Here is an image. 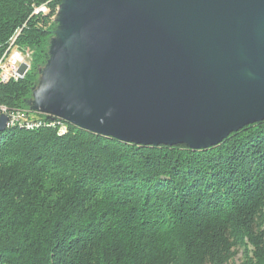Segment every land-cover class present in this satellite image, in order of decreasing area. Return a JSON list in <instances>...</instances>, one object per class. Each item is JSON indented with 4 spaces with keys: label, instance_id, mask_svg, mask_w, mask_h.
<instances>
[{
    "label": "trees",
    "instance_id": "16d2710c",
    "mask_svg": "<svg viewBox=\"0 0 264 264\" xmlns=\"http://www.w3.org/2000/svg\"><path fill=\"white\" fill-rule=\"evenodd\" d=\"M62 3L0 0V52L20 30L33 51L26 77L0 84V104L26 109ZM239 248L241 264H264V120L201 150L55 116L0 135V264H231Z\"/></svg>",
    "mask_w": 264,
    "mask_h": 264
},
{
    "label": "water",
    "instance_id": "95a60500",
    "mask_svg": "<svg viewBox=\"0 0 264 264\" xmlns=\"http://www.w3.org/2000/svg\"><path fill=\"white\" fill-rule=\"evenodd\" d=\"M62 7L45 114L128 143L194 150L264 120V0ZM7 123L0 115V135Z\"/></svg>",
    "mask_w": 264,
    "mask_h": 264
},
{
    "label": "built area",
    "instance_id": "2783aa9c",
    "mask_svg": "<svg viewBox=\"0 0 264 264\" xmlns=\"http://www.w3.org/2000/svg\"><path fill=\"white\" fill-rule=\"evenodd\" d=\"M47 7L36 8L35 13L40 11H46ZM20 31H17L16 34L10 39L7 48L0 52V84L7 83L12 80L18 81L24 79L28 74V71L31 68L32 64V55L30 49L23 47L17 44V38ZM29 49V50H25ZM20 110L23 109H10L4 104H0V115L6 114L12 119V122L15 120H24V122L35 123L39 120H44L47 118H52L51 114L40 115V117L35 118H20ZM60 128V127H59Z\"/></svg>",
    "mask_w": 264,
    "mask_h": 264
},
{
    "label": "rangeland",
    "instance_id": "374dc122",
    "mask_svg": "<svg viewBox=\"0 0 264 264\" xmlns=\"http://www.w3.org/2000/svg\"><path fill=\"white\" fill-rule=\"evenodd\" d=\"M63 4H64V0H63L62 5L58 8L57 15L54 18V21L58 23V28L54 32L55 36L52 39V46H51V50H50V59L47 62V64L44 65L42 67V69L40 70V73L38 75L37 85L35 86V88L33 90V94L27 103L26 109H28L30 111L29 114L31 116H36L39 114L40 115L45 114L44 110L46 109V106L44 104V99L45 100L47 99L48 92L52 86L53 71L55 69V65H56V62L58 60L57 46H58L60 41H59V38H58V35L56 34V32L59 31L64 26V24H62V21L64 22V13L62 10L64 8V7H62ZM42 7H45V5ZM48 11L49 10L47 8V10L44 11V13L45 12L47 13ZM29 49L25 48V50H29ZM30 53L33 57V51L32 50L30 51ZM244 256H245L244 248H239L237 253H236V256L233 259L231 264H241V262L244 259Z\"/></svg>",
    "mask_w": 264,
    "mask_h": 264
},
{
    "label": "bare ground",
    "instance_id": "6f19581e",
    "mask_svg": "<svg viewBox=\"0 0 264 264\" xmlns=\"http://www.w3.org/2000/svg\"><path fill=\"white\" fill-rule=\"evenodd\" d=\"M63 33H65V32H63ZM55 117H58V116H55ZM20 118H21V114H20ZM58 118H60V117H58ZM62 119V118H61ZM10 121H12V119L8 116V123L7 124H9V122ZM30 124V123H29Z\"/></svg>",
    "mask_w": 264,
    "mask_h": 264
}]
</instances>
